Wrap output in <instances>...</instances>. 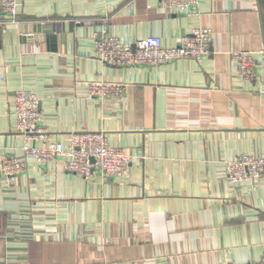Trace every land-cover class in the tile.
Instances as JSON below:
<instances>
[{"label": "crops", "instance_id": "obj_1", "mask_svg": "<svg viewBox=\"0 0 264 264\" xmlns=\"http://www.w3.org/2000/svg\"><path fill=\"white\" fill-rule=\"evenodd\" d=\"M15 1L0 27V161L22 158L11 99L27 89L53 141L103 133L129 163L109 181L68 173L60 159L26 161L12 184L0 175V264H264V172L240 187L224 173L226 161L264 157V55L255 83L228 55L264 51V0H198L197 16L158 0ZM102 27L164 47L209 29L212 55L108 65L94 55ZM91 82L123 84L124 95L91 98Z\"/></svg>", "mask_w": 264, "mask_h": 264}, {"label": "built area", "instance_id": "obj_2", "mask_svg": "<svg viewBox=\"0 0 264 264\" xmlns=\"http://www.w3.org/2000/svg\"><path fill=\"white\" fill-rule=\"evenodd\" d=\"M159 5L169 14L198 15V0H158ZM132 11V5H128ZM17 16L15 0H0V27ZM5 32V29L2 30ZM94 55L102 63L116 67H151L180 59L201 62L212 55V32L209 29L195 28L181 37L175 47H164L159 37L150 36L135 41L132 45L122 42L105 28L96 29L92 35ZM229 57L234 62L240 78L244 82L255 83L256 57L264 51H232ZM125 85L109 82H91L87 84V93L91 98L120 100ZM11 110L15 118V130L24 137L21 146L22 158H10L0 161V175L7 184L26 168V161L45 166L54 159H60L63 169L84 179H90L95 173L104 181L121 176L129 163V157L121 149L106 144L103 133L79 132L68 137V146L53 141L40 126L39 101L36 95L27 90H17L11 99ZM30 141L43 144L32 147ZM91 160L93 162H91ZM264 172V157L242 155L224 163L226 181L240 187L257 183ZM222 264H235L226 261ZM254 264V263H248Z\"/></svg>", "mask_w": 264, "mask_h": 264}, {"label": "water", "instance_id": "obj_3", "mask_svg": "<svg viewBox=\"0 0 264 264\" xmlns=\"http://www.w3.org/2000/svg\"><path fill=\"white\" fill-rule=\"evenodd\" d=\"M91 162H93V161L91 160Z\"/></svg>", "mask_w": 264, "mask_h": 264}]
</instances>
